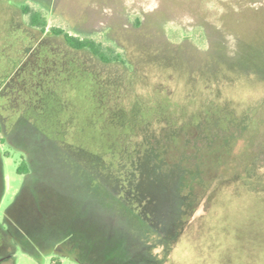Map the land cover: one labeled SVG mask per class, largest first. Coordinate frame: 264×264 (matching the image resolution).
I'll use <instances>...</instances> for the list:
<instances>
[{"label": "rangeland", "instance_id": "obj_1", "mask_svg": "<svg viewBox=\"0 0 264 264\" xmlns=\"http://www.w3.org/2000/svg\"><path fill=\"white\" fill-rule=\"evenodd\" d=\"M24 4L42 10L48 26L116 46L129 60L126 68L85 60L95 76L47 50V37L38 38L22 14ZM52 46L78 61L89 58L57 39ZM44 52L48 60L38 70ZM2 82L0 114L8 123L14 111L33 115L34 128L21 119L28 142L21 136L18 142L25 147L37 139L32 154L43 170L24 182L21 148L0 132V264H78L66 247L53 249L62 238L100 264H138L122 249L148 243L143 252L154 264H264V190L254 191L264 179V0H0ZM110 104L118 111L114 123L105 121ZM221 105L236 114L226 128L207 124L208 133L185 137L198 148L241 134L230 166L246 167L242 176L251 187L224 174L220 164L230 157L214 164L207 155L215 152L206 148L189 189L185 169L171 161L175 154L161 164L162 138L171 141L181 119L196 120L193 112ZM137 122L144 125L129 134ZM40 125L52 141L39 139ZM247 125L251 130L241 131ZM211 162L214 175H224L208 177ZM133 205L153 220L133 217ZM5 218L20 233L6 235Z\"/></svg>", "mask_w": 264, "mask_h": 264}, {"label": "trees", "instance_id": "obj_2", "mask_svg": "<svg viewBox=\"0 0 264 264\" xmlns=\"http://www.w3.org/2000/svg\"><path fill=\"white\" fill-rule=\"evenodd\" d=\"M21 11H22V14L27 16L29 26L36 28L38 38L44 39L45 37H47L46 38L47 41L46 40L45 41H46V44H48V46H50V48H48L47 50H51L54 53L57 52L58 54H62V52L56 51L54 46H52V40L60 39V40L64 41V43L68 47V50H72V52H76V51L90 52L94 56H96L100 60V62H103V63H120L121 65H123L125 67L126 63H128V61H129L121 51L116 49V46H112L111 44H109L107 42L95 41L93 38H90V37L78 36L75 34H71L68 31H66L64 28L59 27V26H55V25L48 26V20L45 17L42 10H37L28 4H24L21 8ZM200 37L202 38V34ZM48 54L49 53H46V52L41 54V57L39 58L40 59L39 62H41L42 64L39 63L40 65H38V67H37L38 70L42 69L43 63H45V61L48 60L46 58V55H48ZM68 57L69 58L67 60L71 64H75L76 67L80 66L77 63L78 61L75 59V57L74 58H71L70 56H68ZM71 59H74V60H71ZM87 71H89L93 75L97 76L92 71V69H89V70L87 69ZM0 86L1 87L3 86V82H2V84H0ZM104 91H105L104 92L105 95H107L109 97L110 96L109 90L104 89ZM111 104H112V102H111ZM111 104L109 106H107V110L110 113V115H109V117L107 116V118H105V119H107L105 121H109V123H112V122L114 123L115 121H113L111 117L113 114H116V112H118V111L117 110L113 111V109H112L113 107ZM8 107L12 109V107L10 105ZM20 112H21V110H18L17 112L14 111L11 114V115H14V122L19 118ZM21 116H23L26 120H31V121L34 120L33 115H30V116L21 115ZM191 116H197L196 120H193L192 118L181 119V122H180L181 126L179 127L180 131H177V129L179 130L178 126H174V128H173L174 130L170 131L172 133L171 138H170L171 141L170 140L168 142L165 141L164 140L165 138H162V135H163V134L161 135L162 132L160 134H158V136L161 137L163 139V141L165 142V145H164L165 151H164V153L160 154V159L162 161L161 164L167 165L168 164V158L170 157V155L175 154L174 157H176V158H174L173 160L171 159V161L172 162L175 161V164L179 165L182 168V170L185 169V172H184L185 174L183 177L185 185L187 187H189V185H190L189 189L194 190L195 188H194L193 180L195 179V177L197 175V171H196L197 165L196 164L198 162V158H202L201 155L204 154L203 152L206 148H207V150L209 148H211L214 150L215 154L207 155L208 159L210 157H212V155H213L214 164L215 163L218 164L221 161L222 156L223 157L225 156L228 158L230 157L229 158L230 160H227V161L224 160V161H222L223 164L222 163L220 164L221 165L220 168L225 167L227 169V170H225V172L222 170L224 172V174L228 175V174L235 173V176L238 178L239 182L242 183L243 186L251 187L250 183L247 182L246 178L244 176H242V172H244L246 167L242 166L240 168H237L236 167L237 165H235V167L232 169L230 166L233 163L232 161L234 160V159H231V154L233 152L232 148L234 147L235 142L238 139H240L241 134H239L235 138L231 139V141H223V142H222V140H219V139L208 138L210 140L206 141V142H202L201 146L198 148L192 147L189 144V142L191 140H189V139H187V137H185L186 134H188V132L189 133L193 132V135H195V136L197 134L199 135V134L203 133L204 130H205V132L208 133L209 132V130H208L209 126L207 124L215 123L219 129L226 128L228 120L231 122L232 120L235 119L236 114H234V111L232 109L227 110L226 106L221 105V106L216 107V108L205 107L204 109H200L197 112H193V114ZM165 119L169 120V117H166ZM12 120L13 119H11L10 123H8V126L9 125L12 126L14 124V122ZM171 122H173V121L171 120ZM115 124L121 125V124H123V122H119V123H115ZM141 125H144V123L139 124V122H137L135 125L132 126L129 134H135L136 128L138 126H141ZM199 125L202 128L198 129ZM40 126H41V129L40 128L39 129L41 130V132H44L47 135V137L50 136L45 132L42 125H40ZM64 126H65V124H64ZM1 127H2V125L0 123V128ZM64 129H65V127H64ZM243 130H244V132L250 131L251 128L249 125H247L241 129V131H243ZM50 138L54 139L55 136H50ZM64 142H67L68 144L75 145L79 148L82 147L87 151L90 150L91 152H93V151L95 152L98 150V149L96 150V148L89 147L90 145L80 143V142H77V141H74V140H71L68 138H67V140L64 139ZM160 144H162V143L160 142ZM251 145L248 146L247 151H246V152L249 151L251 153L250 155H248L249 157H248V160L246 162L247 165H249L252 161V152L250 151ZM107 148L104 149V152H106V153L109 151V149H107ZM97 152H100V151H97ZM192 157H193V159H192ZM212 162H213V160H212ZM212 162H211V165H209L207 163L206 170L208 173V177L218 178L219 176L224 175L222 171L218 172L220 175H218V176H216L217 174L214 175L217 172L216 170H218V168H215L214 164ZM26 169H27V163L23 160L21 162V164L17 167V170H18V172H22ZM226 172H229V173H226ZM190 181H191V183H189ZM259 181L262 182V183H260L262 185L259 187V190H254V191L264 190V179L263 180L259 179ZM193 190H192V193L194 195L197 192V189L195 192ZM211 192H213V190ZM192 204H193V208H192V211H193L195 209V207L197 206V204L193 203V202H192ZM128 211L133 216L134 213H133V210L131 209V206H130V209ZM5 220H6V218H5ZM6 222L8 224L7 229H4V232L6 233V235H8L10 237L16 236V234H12L13 233L12 229L14 231L20 233L17 225L10 224L8 222V220H6ZM12 223H13V221H12ZM71 233L72 232L69 231L65 237L69 236ZM5 253H7V248L5 250Z\"/></svg>", "mask_w": 264, "mask_h": 264}, {"label": "flooded vegetation", "instance_id": "obj_3", "mask_svg": "<svg viewBox=\"0 0 264 264\" xmlns=\"http://www.w3.org/2000/svg\"><path fill=\"white\" fill-rule=\"evenodd\" d=\"M60 40V39H57ZM60 42L62 43L63 46H66V44L64 43L63 40H60ZM64 48V47H63ZM66 49H68V47L66 46ZM89 54V58L88 59H80V61H78L77 63L81 66H83L85 69H92V67H89L88 64L86 63V61L92 62V64H95L96 62H100V60L94 56L92 53H88ZM62 55H64V60L68 59L69 57L65 55V53H62ZM71 58H74L73 56H70ZM47 58V56H46ZM74 60V59H71ZM21 119H23L24 121L27 122V124H30V127H35L34 125L36 124L35 121H31V120H26L23 116H19V118L14 122V124L9 128V131H6L7 129V119L5 116L0 115V123L2 125V127L0 128V132L2 134V138L9 142V143H13L15 144V142L17 143L16 146H19L18 148H21V151L23 153V160L27 163V169L22 171V172H18L19 174H21V176L23 177V181L26 182L27 180H30L33 176L37 175V173H42V170L40 168V165L38 163V156L32 154L33 149H34V144L35 146L37 145V139H33L34 144L31 143V145L28 143H26L25 147L21 145V143L18 142V140L20 139L19 136H21L22 138L25 139V141L28 142V137L25 135V131H23V126L21 125ZM25 123V122H24ZM26 125V124H25ZM37 129H35L36 131ZM24 132V133H23ZM38 132V131H37ZM35 132V133H37ZM34 133V132H33ZM39 139H44L46 141H52L49 139V137H47V135L44 132H39ZM27 134V133H26ZM30 135V134H29ZM28 135V136H29ZM41 137V138H40ZM52 139V138H51ZM12 140V141H11ZM15 141V142H14ZM20 141V140H19ZM2 175L0 172V190L2 188ZM135 200H140L138 198H133L130 199V201L132 203H134ZM136 202V201H135ZM137 206H140L138 203H136ZM134 210V214L133 217L138 218L141 222H146L149 220H153V215L152 213H148L146 211L142 212H135V206L133 205L131 207ZM10 224H13L12 221H8ZM154 226V225H152ZM155 232H159L156 234H163V236L166 235V231L162 230L161 228H154ZM65 243V244H64ZM151 246V243H148L146 246L142 247V249L140 250H134L132 249V247L130 245H124L122 251L129 254L128 256V261H131L132 263H136L138 262V264H154V260L153 259H145L146 255L144 254L143 250L147 249L148 247ZM64 247H66L67 251V255L69 254L70 257L73 258L74 261H76L78 264H100L99 262L96 261H92L89 259L84 258V256L81 255L80 251H76L74 250L73 244H71L68 240L64 242V238H62L61 241H57L54 245H53V249L58 250V251H63L64 253ZM8 256V255H6ZM131 258V259H130Z\"/></svg>", "mask_w": 264, "mask_h": 264}]
</instances>
